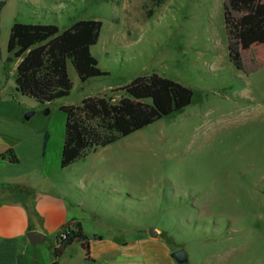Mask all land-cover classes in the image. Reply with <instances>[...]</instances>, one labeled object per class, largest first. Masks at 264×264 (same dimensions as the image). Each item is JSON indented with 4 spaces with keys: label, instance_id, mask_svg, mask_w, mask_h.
Instances as JSON below:
<instances>
[{
    "label": "rangeland",
    "instance_id": "rangeland-1",
    "mask_svg": "<svg viewBox=\"0 0 264 264\" xmlns=\"http://www.w3.org/2000/svg\"><path fill=\"white\" fill-rule=\"evenodd\" d=\"M4 1L0 128L24 138L17 148L22 162L13 167L27 193L45 186L48 133L47 169L52 191L61 194L43 192L37 204L30 202L33 225L47 233L30 246L29 258L36 264H264V42L243 53L244 69L234 65L223 0ZM79 19L103 22L92 52L109 74L83 82L69 61V95L43 103L19 91L20 58L8 49L13 25L57 24L64 31ZM154 72L192 88V103L62 167V106L91 95L118 100L124 84ZM18 195L1 191L0 206ZM64 204L69 221L82 223L92 258L84 257L80 241L56 255L61 229L53 230L54 215ZM7 210L0 207V214ZM180 248L188 253L185 263L172 257Z\"/></svg>",
    "mask_w": 264,
    "mask_h": 264
},
{
    "label": "trees",
    "instance_id": "trees-1",
    "mask_svg": "<svg viewBox=\"0 0 264 264\" xmlns=\"http://www.w3.org/2000/svg\"><path fill=\"white\" fill-rule=\"evenodd\" d=\"M155 1L160 4L165 0ZM4 5L5 1L1 0L0 13ZM223 9L230 59L237 68L244 69L243 53L264 42V0H223ZM102 26L99 19H79L61 31L57 24L16 22L8 49L20 58L16 78L19 91L43 103L69 95L73 88L69 61L83 82L109 74L100 67L92 52V47L99 41ZM120 89L124 94L118 100L106 94L91 95L83 103L62 106L67 115L62 167L183 110L194 97L192 88L156 72L138 77ZM47 145L48 133L44 154ZM2 157L14 163L20 160L13 148L2 153ZM19 187L6 186L9 189ZM62 229L67 230V236L57 241V256L75 241L89 249L88 236L81 222H69Z\"/></svg>",
    "mask_w": 264,
    "mask_h": 264
},
{
    "label": "crops",
    "instance_id": "crops-1",
    "mask_svg": "<svg viewBox=\"0 0 264 264\" xmlns=\"http://www.w3.org/2000/svg\"><path fill=\"white\" fill-rule=\"evenodd\" d=\"M19 90V89H18ZM7 125V124H6ZM14 128V126H12ZM24 138L17 135H10L5 133V131L0 128V192H16L20 193L16 199H9L7 202H3L0 207H9L7 210L0 214V264H36L35 260H31L28 256L29 248L31 245H36L42 242L46 238V229L34 224V217L36 216L35 211L32 209L30 202L35 198V204H37V196L41 193L53 192L57 196L61 197L58 192L52 191V186L54 184L52 180V170L47 169V153H43L42 150V166L44 168V173H42L44 183L43 189H37L33 187L29 193L25 191L23 184L19 182L21 177L19 171L13 167V164H19L22 162L20 156L17 154V148L22 144ZM13 148L14 152L19 157V162H11L8 159L2 157V153ZM63 150V149H62ZM46 167V169H45ZM8 185L20 186L16 189L6 188ZM48 186V187H47ZM48 188V189H46ZM50 194V193H49ZM64 210L58 211L54 215L53 230H59L67 223L76 221H69L70 213L68 211L67 205H63ZM39 230L44 233L45 237L42 241L33 243L31 242L28 231ZM110 252V251H105ZM92 252L84 248V257L92 258Z\"/></svg>",
    "mask_w": 264,
    "mask_h": 264
},
{
    "label": "water",
    "instance_id": "water-1",
    "mask_svg": "<svg viewBox=\"0 0 264 264\" xmlns=\"http://www.w3.org/2000/svg\"><path fill=\"white\" fill-rule=\"evenodd\" d=\"M46 112H49V109L47 108L46 109ZM34 114L33 111L31 112H27L26 113V118H30L32 115ZM158 234L156 230L152 229L151 230V235H156ZM28 236L31 240V242L33 243H36V242H40L44 239L45 235L44 233H42L41 231L39 230H30L28 231ZM172 257H174L178 262H181V263H185L188 261L189 257H188V253L186 252L185 249L183 248H180V249H177L175 251L172 252Z\"/></svg>",
    "mask_w": 264,
    "mask_h": 264
},
{
    "label": "built area",
    "instance_id": "built-area-1",
    "mask_svg": "<svg viewBox=\"0 0 264 264\" xmlns=\"http://www.w3.org/2000/svg\"><path fill=\"white\" fill-rule=\"evenodd\" d=\"M67 236V230L65 229H62L59 234H58V237H57V241L60 242L62 241L64 238H66Z\"/></svg>",
    "mask_w": 264,
    "mask_h": 264
}]
</instances>
